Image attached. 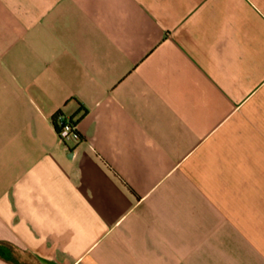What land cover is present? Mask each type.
<instances>
[{
    "label": "crops",
    "instance_id": "crops-1",
    "mask_svg": "<svg viewBox=\"0 0 264 264\" xmlns=\"http://www.w3.org/2000/svg\"><path fill=\"white\" fill-rule=\"evenodd\" d=\"M0 264H264V0H0Z\"/></svg>",
    "mask_w": 264,
    "mask_h": 264
},
{
    "label": "built area",
    "instance_id": "built-area-1",
    "mask_svg": "<svg viewBox=\"0 0 264 264\" xmlns=\"http://www.w3.org/2000/svg\"><path fill=\"white\" fill-rule=\"evenodd\" d=\"M57 131L61 142L65 145L77 144L81 141V135L78 132L77 125L73 120L63 114L57 116Z\"/></svg>",
    "mask_w": 264,
    "mask_h": 264
},
{
    "label": "trees",
    "instance_id": "trees-1",
    "mask_svg": "<svg viewBox=\"0 0 264 264\" xmlns=\"http://www.w3.org/2000/svg\"><path fill=\"white\" fill-rule=\"evenodd\" d=\"M54 123L55 125H57V117L54 119Z\"/></svg>",
    "mask_w": 264,
    "mask_h": 264
}]
</instances>
